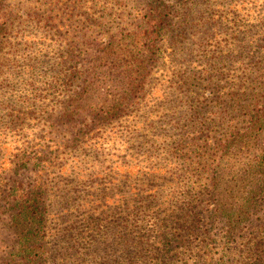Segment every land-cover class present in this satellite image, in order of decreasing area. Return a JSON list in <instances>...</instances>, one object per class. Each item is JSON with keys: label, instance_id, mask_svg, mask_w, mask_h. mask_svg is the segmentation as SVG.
I'll list each match as a JSON object with an SVG mask.
<instances>
[{"label": "rangeland", "instance_id": "1", "mask_svg": "<svg viewBox=\"0 0 264 264\" xmlns=\"http://www.w3.org/2000/svg\"><path fill=\"white\" fill-rule=\"evenodd\" d=\"M144 1L0 0V264H264V193L220 156L264 93V0H164L138 50Z\"/></svg>", "mask_w": 264, "mask_h": 264}, {"label": "trees", "instance_id": "2", "mask_svg": "<svg viewBox=\"0 0 264 264\" xmlns=\"http://www.w3.org/2000/svg\"><path fill=\"white\" fill-rule=\"evenodd\" d=\"M144 2L146 23L144 26H139V28L137 27L132 31L128 39L129 46L133 47V49L138 48V50L142 48V46H146L148 41L160 33L161 27L165 25L170 12L169 6L164 0H147ZM130 56L139 58L134 55L132 50H130ZM133 66L135 67V73L129 76L131 82L136 78L139 69L137 63H133ZM260 70L261 71L258 73L264 74V64ZM84 87L87 88V86ZM259 98H263L262 101H259ZM251 103H253L251 109L243 113L244 118L242 122H244V125H241L240 129L230 133L228 138L224 140L220 156H225L231 150L237 152L235 164H246L247 168L244 169V172L255 175L254 187L251 188V193H255L254 202L252 203L249 201L248 197H246L244 203H246L245 206L247 209L249 206L253 205V207H255L254 210H256L259 206V198H261V194L264 193V93L260 96L253 94L250 105ZM111 110H116V108H112L111 106L106 113L113 114ZM108 115L110 114H105V116ZM250 138H254L252 146L255 151L251 154V158L246 161L245 154H250V152L244 147V142ZM231 156H233V154ZM216 167L217 166H214L213 169H210L212 180L218 177ZM19 190V186L16 185L12 187V190H9L6 195L5 202L9 203L13 209L17 210V215H12L10 219L23 228L24 226L36 227L37 224H40L37 218L42 204L40 190H33L32 195H26ZM30 227H27L28 229L25 230V233L30 236L28 239L34 240V237L38 234L37 231L36 233L33 232ZM34 246V244H21L24 256H27V258L24 259L27 264H39L40 260L35 256V249L37 246ZM27 252L29 253L27 254ZM30 252H33V254H30ZM227 258L229 259V257ZM259 261L264 262V258H260ZM224 264H231L230 259L229 262L225 259Z\"/></svg>", "mask_w": 264, "mask_h": 264}]
</instances>
